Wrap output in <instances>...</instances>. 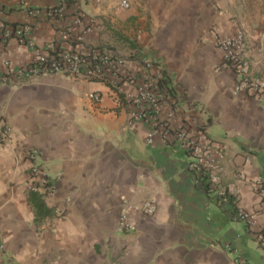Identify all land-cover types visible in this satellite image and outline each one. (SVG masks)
Segmentation results:
<instances>
[{
	"label": "crops",
	"instance_id": "1",
	"mask_svg": "<svg viewBox=\"0 0 264 264\" xmlns=\"http://www.w3.org/2000/svg\"><path fill=\"white\" fill-rule=\"evenodd\" d=\"M126 2L0 0V22L27 25L34 45L0 38V118L10 126L0 141V264H264L262 249L234 214L252 211L264 224V207L251 189L255 176L264 184V96L233 92L237 76L217 68L214 45L215 37L243 31L248 73L264 77V0ZM48 7L62 10L27 12ZM89 24L81 40L67 38ZM66 47H106L158 65L177 105H196L206 138L222 147L221 183L237 190L233 205H219L203 178L194 180L181 149L146 144L147 127L126 123V106L106 85L66 72L5 75V60L17 67L34 49ZM126 66L139 73L134 62ZM31 148L54 183L51 197L25 187ZM149 197L152 214L143 211ZM125 202L133 228L118 231Z\"/></svg>",
	"mask_w": 264,
	"mask_h": 264
},
{
	"label": "built area",
	"instance_id": "2",
	"mask_svg": "<svg viewBox=\"0 0 264 264\" xmlns=\"http://www.w3.org/2000/svg\"><path fill=\"white\" fill-rule=\"evenodd\" d=\"M121 6H127L126 0H120ZM62 8H30L28 14L50 16L59 13ZM74 23L80 22V15L73 17ZM92 30L91 25L84 26L78 33L66 35L68 39L79 41ZM29 27L18 25L9 27L0 22V38L13 37L28 48L33 43L28 39ZM214 45L220 53L217 68L231 69L237 76L233 84V92L250 91L264 96V77L251 76L247 63L243 58L245 49L244 33L241 30L231 36L215 37ZM124 58L106 47H94L83 52L71 48L40 52L34 49L30 59L22 65L13 67L7 60L5 75L21 79L37 76L70 73L82 80H94L106 85L119 95L126 106V123L141 122L147 127L144 136L146 144L154 141L160 144L175 145L187 156L186 168L194 175V180L203 178L205 188L212 192L219 205H226L228 196L237 190L232 184L224 187L221 183L222 161L225 153L220 145L206 138L203 126L198 118L197 106L192 104L183 110L177 105L173 94L169 91L164 73L158 65L144 55L133 59ZM134 62L139 69L135 73L125 63ZM126 87H129L127 90ZM93 100L98 99L96 93L91 94ZM10 126L0 118V141L7 138ZM37 150L25 151L30 161L28 166L29 181L25 184L28 191L39 192L43 197L54 195L55 186L45 169L36 160ZM251 189L258 194L259 203L264 207V184L260 176L251 181ZM143 211L152 214L155 211V200L152 197L142 202ZM130 205L125 202L117 220L116 229L124 231L133 228L129 217ZM55 214H62L63 208L55 207ZM235 217L245 223L250 233L264 253V224L258 225L254 212L236 209Z\"/></svg>",
	"mask_w": 264,
	"mask_h": 264
},
{
	"label": "trees",
	"instance_id": "3",
	"mask_svg": "<svg viewBox=\"0 0 264 264\" xmlns=\"http://www.w3.org/2000/svg\"><path fill=\"white\" fill-rule=\"evenodd\" d=\"M33 204L35 205V207L37 208V211L38 212H41L40 210H41V205H40V203L38 202V201H36V199H34L33 198ZM227 204L228 205H233V197L232 196H228V198H227Z\"/></svg>",
	"mask_w": 264,
	"mask_h": 264
}]
</instances>
